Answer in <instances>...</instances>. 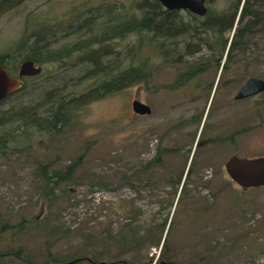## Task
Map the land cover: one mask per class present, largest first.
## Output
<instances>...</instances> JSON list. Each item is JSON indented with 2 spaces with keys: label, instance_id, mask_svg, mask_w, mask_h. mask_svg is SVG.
I'll list each match as a JSON object with an SVG mask.
<instances>
[{
  "label": "rangeland",
  "instance_id": "rangeland-1",
  "mask_svg": "<svg viewBox=\"0 0 264 264\" xmlns=\"http://www.w3.org/2000/svg\"><path fill=\"white\" fill-rule=\"evenodd\" d=\"M135 1L140 0H24L0 15V55H10L8 73L16 76L23 61L24 51L17 42L24 31L28 33L27 24L39 23L57 32L51 45L56 48L75 41L72 28L91 12L101 18L108 11H125ZM230 2L213 0L205 5L219 12ZM178 14L184 23H191L185 11ZM135 40L125 37L113 46L124 53ZM246 41L243 51H231L228 61L218 49L201 46L170 68L155 65L147 85L90 102L74 111L73 122L57 132L28 128L27 140H20V134L9 138L13 151L0 159V254L21 256L2 257L0 264H25V257L41 263L47 252L66 262L95 255L103 264L114 259L143 264L149 258L150 264L161 260L264 264V187L239 188L223 166L232 154L247 159L264 156V92L233 100L246 79H264V24ZM34 65L40 73L26 78L24 91L0 111L16 113L37 104L51 90L77 93L91 84L77 79L85 66L62 70L54 62ZM191 67L199 68L197 75L177 88H164L175 83L178 74L193 71ZM134 100L148 105L150 114H133ZM202 112V124L199 120L177 126ZM221 126L237 128L233 145L207 141ZM154 157L160 162L147 166ZM72 163L70 180L57 185L55 197L46 203L40 197L36 168L62 172ZM178 178L176 193L171 194L167 182ZM166 217L170 230L162 259H158L161 241L139 251L131 249L135 245H120L123 239L135 241Z\"/></svg>",
  "mask_w": 264,
  "mask_h": 264
},
{
  "label": "trees",
  "instance_id": "trees-1",
  "mask_svg": "<svg viewBox=\"0 0 264 264\" xmlns=\"http://www.w3.org/2000/svg\"><path fill=\"white\" fill-rule=\"evenodd\" d=\"M23 1L0 0V15ZM204 1L208 4L213 0ZM230 1L223 11L217 12L207 8L203 17L186 12L191 23H184L178 14L179 11H167L156 0L135 1L127 10L108 11L109 14L102 15L101 18L93 16L91 12L88 18L82 20V23L75 27L67 26L68 28L73 27L72 33L77 36L75 41L66 42L56 48H52L51 45L57 41L55 39L57 32L51 29L47 31L39 23L32 26L27 24L28 33L24 31L17 42L18 49L24 51L23 61H31L36 65L54 62L59 64L62 70L68 67L85 66L83 74L77 79L79 83L90 80L91 84L77 93L70 90L65 92L51 90L46 92L37 104L24 106L16 113H12L13 110L10 113L0 111V128L8 126L6 130L0 132V159L13 151L8 144L9 138L20 134V140H27L28 135L24 129L28 128L45 133L57 132L73 122L74 111L90 102L113 95L131 86L147 85L151 81L155 65L170 68L171 64L178 63L185 56L197 53L201 46L210 51L218 49L219 55L223 54L224 60L227 59V61L231 51L242 52L247 42L246 39L262 31L264 0ZM131 36L136 37V40L125 46L124 53L114 48L115 40ZM178 38H182L181 45L176 41ZM151 54L157 58V62L151 60ZM140 56L142 57L139 58ZM9 57L8 53L0 55V64L6 70L9 69L7 68ZM190 69L193 71L178 74L175 83L164 88L168 90L177 88L199 72V68L191 67ZM222 69H225V66L220 67L221 71ZM26 78L30 77L19 79L20 82L22 81L21 87L5 97L0 102V107L13 96L24 91ZM24 133L25 136H23ZM159 162L160 159L154 157L147 166L157 165ZM73 166L74 163L62 172H47L46 166L36 168V176L42 187L40 197L46 203L55 197L54 192L57 185L70 180ZM178 182L179 178L177 181L167 182L171 186V194L176 193ZM181 188L182 185L179 189ZM169 230L170 218L166 217L161 223L150 226L147 232L133 242L122 240L120 237L119 239L122 240L120 245L124 247L135 245L131 249L139 251L145 244L158 246L161 241V255L158 259H162ZM10 255L16 259L21 256L20 253L6 252L0 254V258ZM44 258L43 262L37 264H67L72 261H76L74 264L81 261L90 264L101 263L95 255L76 257L66 262L60 260L57 255L47 252ZM151 260L149 258L147 263L143 264H150ZM23 261L25 264H33L30 257H25ZM104 264H125V261L114 259Z\"/></svg>",
  "mask_w": 264,
  "mask_h": 264
},
{
  "label": "water",
  "instance_id": "water-1",
  "mask_svg": "<svg viewBox=\"0 0 264 264\" xmlns=\"http://www.w3.org/2000/svg\"><path fill=\"white\" fill-rule=\"evenodd\" d=\"M167 11H185L197 17L206 14L204 0H156ZM40 73V68L31 61L21 62L16 77L9 75L6 68L0 64V102L12 92L21 87L22 77H33ZM264 92V79L248 78L237 90L234 99L243 100ZM131 111L138 116L149 115L148 105L136 100L131 102ZM224 171L229 179L239 188L247 190L264 187V156L256 158H239L235 155L227 158ZM76 261L67 264H74ZM103 264V263H99ZM158 264H168L159 261Z\"/></svg>",
  "mask_w": 264,
  "mask_h": 264
},
{
  "label": "flooded vegetation",
  "instance_id": "flooded-vegetation-1",
  "mask_svg": "<svg viewBox=\"0 0 264 264\" xmlns=\"http://www.w3.org/2000/svg\"><path fill=\"white\" fill-rule=\"evenodd\" d=\"M204 5H205V1H204ZM206 12H207V7H206ZM236 92H235V94H236ZM235 94H234V96H235ZM234 96H233V100L234 101H240V100H235L234 99ZM201 117L203 118V112L200 113L196 117L195 116L194 117H190L188 121L186 120V121L181 122L182 123L181 124L182 126L180 125V123H178L177 126H179V127H185V126L191 124L192 122L199 121V120L201 121V124H202V120H201L202 118ZM174 127H176V126L173 125L171 129L174 130L175 129ZM202 127H203V125L200 126V130H201ZM214 132H215L214 135H210L208 137L207 141H209V143H213L214 142L216 145H221L222 143H225L227 145H233L234 142H235L236 137L238 136L237 128H234V127L228 128L226 126H224V127L221 126V127L214 128ZM185 134H188V133H185ZM190 137L192 138V135ZM188 142H190V140ZM188 149H189V147H188ZM176 150H179V149H175V151ZM170 151H171V149H170ZM233 155H235V154H232L231 156H233ZM190 157H193V155L191 154Z\"/></svg>",
  "mask_w": 264,
  "mask_h": 264
}]
</instances>
